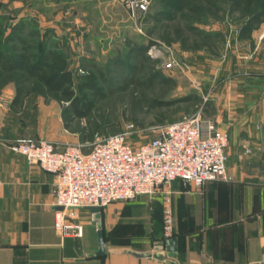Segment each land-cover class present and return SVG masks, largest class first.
Wrapping results in <instances>:
<instances>
[{"label":"crops","instance_id":"obj_1","mask_svg":"<svg viewBox=\"0 0 264 264\" xmlns=\"http://www.w3.org/2000/svg\"><path fill=\"white\" fill-rule=\"evenodd\" d=\"M44 7L91 18L126 11L122 0H0V18L14 25L26 18L37 22ZM253 40L255 48L237 35L228 41L229 55L244 72L228 82L224 122L216 104L205 115L228 133L227 179L201 191L172 184L171 245L163 237L161 195L115 202L99 212L82 209L83 238L62 239L54 229V175L8 144L46 139L60 150L85 146L64 128L56 101L31 97L22 111H12L16 91L8 85L0 94V264H264V24Z\"/></svg>","mask_w":264,"mask_h":264},{"label":"trees","instance_id":"obj_2","mask_svg":"<svg viewBox=\"0 0 264 264\" xmlns=\"http://www.w3.org/2000/svg\"><path fill=\"white\" fill-rule=\"evenodd\" d=\"M163 5L156 12H148L143 23L147 26L148 44L139 45L127 40L128 52L110 58L105 68L83 65L84 71H93L110 93L124 92L128 87L143 91L165 89L172 81L155 72L148 50L159 44L178 45L184 52L206 50L220 56L228 43L227 34L221 30L200 28L207 18L221 22L237 15L240 21L237 40L253 41V34L264 24V0H158ZM0 18V94L10 84L15 86V97L10 104L14 112L22 111L31 97H42L46 103L56 101L61 106V116L66 130L80 136L84 152L98 138L102 118L79 94V89L92 87L77 82L68 57L55 43L47 40L36 21L21 19L7 26ZM9 31V32H8ZM150 65L151 69L146 72ZM191 107L201 105L197 94H188L174 101H153L148 108L153 111L154 124H163L168 109L175 104ZM210 106V114L214 107ZM136 106L134 107V110ZM158 110V111H156ZM137 111V110H136ZM135 111H133L134 113ZM134 126H142L137 115L132 114Z\"/></svg>","mask_w":264,"mask_h":264},{"label":"built area","instance_id":"obj_3","mask_svg":"<svg viewBox=\"0 0 264 264\" xmlns=\"http://www.w3.org/2000/svg\"><path fill=\"white\" fill-rule=\"evenodd\" d=\"M150 1L122 0L132 16L147 14ZM228 145V133L205 116L203 106L159 126L154 137L138 146L124 134L97 138L87 152L81 144H67L60 150L46 139L8 144L30 165L54 175V229L62 239L83 238L82 209L161 195L165 241L175 235L172 184L181 181L201 191L211 182L226 180Z\"/></svg>","mask_w":264,"mask_h":264},{"label":"rangeland","instance_id":"obj_4","mask_svg":"<svg viewBox=\"0 0 264 264\" xmlns=\"http://www.w3.org/2000/svg\"><path fill=\"white\" fill-rule=\"evenodd\" d=\"M148 12L154 13L163 5L158 0H151ZM50 5H45L46 8ZM66 6V5H63ZM45 7L36 18L37 25L47 33V40L55 43L69 59L70 68L76 75L77 82L90 84L92 87L79 89L84 100L89 102L95 112L102 118L98 138L110 135L124 134L134 146H138L155 136L159 126L179 120L184 116L194 114L203 106V112L208 116L210 106L205 109L204 103L216 104L220 122L223 119L224 94L228 89L229 80H235L244 72V65L238 63L230 48L224 47L220 56H212L206 50L200 52H184L178 45L168 47L165 44L154 45L147 52L155 63V72L161 77L172 81L165 89L143 91L128 87L124 92L110 94L93 71H84L83 65H96L105 68L110 58L118 53L128 52L127 40L139 45L148 44L147 26L143 19L147 14L136 13L132 16L127 10L118 11L116 15L76 17L55 12H46ZM126 9V8H125ZM53 13V14H52ZM61 13V11H60ZM68 13V12H67ZM77 13V12H76ZM5 21L11 27L13 22ZM240 21L237 15L218 22L207 18L200 28L206 30H223L228 41H235ZM260 37V36H259ZM257 41H260V38ZM229 43V42H228ZM255 48V41L249 42ZM199 64V67L196 66ZM146 72H149V68ZM199 73L196 75L195 68ZM207 73V74H206ZM188 94H197L202 103L198 108L187 104H175L168 109L167 119L163 124H154L153 111L148 104L153 101H174ZM136 106V110L134 107ZM133 111H135L133 113ZM158 111V110H156ZM137 115L142 126H134L131 121ZM133 124V127L132 125ZM162 202L163 197H162Z\"/></svg>","mask_w":264,"mask_h":264},{"label":"water","instance_id":"obj_5","mask_svg":"<svg viewBox=\"0 0 264 264\" xmlns=\"http://www.w3.org/2000/svg\"><path fill=\"white\" fill-rule=\"evenodd\" d=\"M101 209L102 208H92L91 210H93V211H96V212H99V211H101ZM174 240H169L168 242H167V244L168 245H171V244H174ZM171 250H174V248H171Z\"/></svg>","mask_w":264,"mask_h":264}]
</instances>
